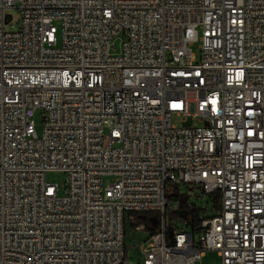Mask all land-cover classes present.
<instances>
[{"label": "built area", "instance_id": "obj_1", "mask_svg": "<svg viewBox=\"0 0 264 264\" xmlns=\"http://www.w3.org/2000/svg\"><path fill=\"white\" fill-rule=\"evenodd\" d=\"M144 212L141 264H264V0H0V264H132Z\"/></svg>", "mask_w": 264, "mask_h": 264}, {"label": "rangeland", "instance_id": "obj_2", "mask_svg": "<svg viewBox=\"0 0 264 264\" xmlns=\"http://www.w3.org/2000/svg\"><path fill=\"white\" fill-rule=\"evenodd\" d=\"M11 7L7 9L6 13L11 16V19L5 23L6 30H15L18 27L19 18H20V11L16 7ZM54 25L57 29V38L60 37V24L59 22H55ZM191 49L193 53L199 58L200 50H199V42H195L192 44ZM41 111L37 110L34 114V122L35 128L37 133L40 134L42 129V115ZM172 123L175 125L183 124L185 126L189 125H197L199 124L196 121V118L193 116H186V117H172ZM46 180L51 184H55L58 187V195L62 196L65 191V173L58 170L48 171L46 173ZM108 181H111V178H105L103 180L104 184ZM181 192L188 196V201L194 204L200 209V215L205 214L206 216L212 215L214 213L213 203L211 198L208 195H204L200 193V191L195 187H189L187 185L180 186ZM174 201L172 200L170 203V207L174 205ZM156 214V213H153ZM136 221L135 215H132V219L125 221V234H124V242L125 247L127 249V255L129 260L132 264H141L142 262V255L139 250V245L143 242L147 236L148 232L145 230H136L134 229V222ZM175 224L177 227H182V220L179 216L173 215L167 217V231L168 235L171 236L174 232ZM195 264H221V259L215 251H207L205 252L204 256L200 261H197Z\"/></svg>", "mask_w": 264, "mask_h": 264}, {"label": "trees", "instance_id": "obj_3", "mask_svg": "<svg viewBox=\"0 0 264 264\" xmlns=\"http://www.w3.org/2000/svg\"><path fill=\"white\" fill-rule=\"evenodd\" d=\"M194 217H197V212L194 211ZM136 221L134 222V225L143 224L144 230L148 233H153L155 230L154 223L156 221V214H153L151 212H144V213H134ZM197 231V229H194Z\"/></svg>", "mask_w": 264, "mask_h": 264}, {"label": "water", "instance_id": "obj_4", "mask_svg": "<svg viewBox=\"0 0 264 264\" xmlns=\"http://www.w3.org/2000/svg\"><path fill=\"white\" fill-rule=\"evenodd\" d=\"M177 213L181 216V217H184L186 212L183 211V210H177ZM156 226V224L154 223V227Z\"/></svg>", "mask_w": 264, "mask_h": 264}]
</instances>
